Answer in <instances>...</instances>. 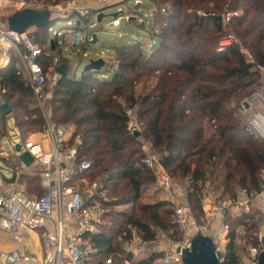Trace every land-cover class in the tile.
<instances>
[{
  "label": "trees",
  "instance_id": "trees-1",
  "mask_svg": "<svg viewBox=\"0 0 264 264\" xmlns=\"http://www.w3.org/2000/svg\"><path fill=\"white\" fill-rule=\"evenodd\" d=\"M36 1L49 5L61 0ZM147 1L152 7V31L148 32L150 39L159 36L157 46L146 54L138 42L118 45L112 71H104L102 66L77 76L70 68L56 80L47 101L50 119L72 128L70 143L77 139L79 157L92 163L83 176L90 184L99 182L108 198L99 230L84 234L97 249L96 264L109 255L113 264H150L153 255L133 261L118 247V239H130L132 229L145 241L155 238L151 226L168 238H180L170 202L141 201L155 177L142 164L145 152L140 138L161 152L162 165L172 180H180L182 201L198 219L203 216L201 199L206 184L216 201L225 196L236 199L239 189L257 191L264 184V140L246 134L234 106L238 98L251 96L264 86V0ZM226 13L230 16L223 25ZM72 17H78L75 26L80 28L83 16L73 13ZM47 33L43 27L28 35L43 48ZM230 36L236 43L219 51V42ZM46 49L52 51L49 46ZM18 64L17 56L10 53L8 65L0 69V86L7 90L6 107L24 141L28 134L42 131L44 120L27 81L17 74ZM149 79L155 81L143 92L138 84ZM131 120L140 124L138 137L128 128ZM3 134L0 132V142ZM0 159L10 170L19 165L10 158ZM19 180L29 193L39 195L38 175L23 172ZM122 205L128 207L114 209ZM253 216L225 214V264L239 260L242 229L248 245L258 244V224Z\"/></svg>",
  "mask_w": 264,
  "mask_h": 264
},
{
  "label": "built area",
  "instance_id": "built-area-1",
  "mask_svg": "<svg viewBox=\"0 0 264 264\" xmlns=\"http://www.w3.org/2000/svg\"><path fill=\"white\" fill-rule=\"evenodd\" d=\"M3 1L4 7L16 10L31 6L27 0ZM93 1L104 6L122 2V0ZM135 2L136 5L141 6L140 0ZM74 10L64 15L62 19L69 20L70 15L76 12V9ZM161 11L164 12V9ZM229 16V13L222 15V22L227 23ZM145 17H137V20L145 19ZM123 19L129 21L130 15H126L123 10L119 9L117 17L109 21L105 27H118L120 20ZM68 24V28L59 29L54 33V49L49 52L46 49L49 46L48 42L47 46L42 48L32 41L28 35L29 32L19 34L9 29L6 21L0 19V69L8 65L10 53L17 56L21 64L18 66L17 74L27 79L35 106L44 120L42 131L21 141L13 122L12 111L5 107L7 90L0 86V132L4 133L0 142V157L9 158L3 146V143H9L12 151L9 152H16L15 147L20 144V152H26L32 158L27 166L21 161L17 169L9 171L8 177L0 173V230L13 234L16 242L23 241L20 232L23 227L40 231L42 264H95L91 258L97 249L89 237L84 234L94 233L97 226L102 223L107 210L105 203L108 198L101 190V184L92 183L86 191L79 189L80 184L76 185V179L85 175L91 169L92 163L86 158L79 157L77 139L70 143L72 128L56 125L45 112L48 97L47 82L49 79L57 80L60 77L58 68L64 63L61 52L71 49L80 54L81 59L90 55L87 46L93 43L92 36L95 31L71 26V21ZM89 27L92 29L96 27V22L92 21ZM51 29L52 26L49 24L47 32L53 33ZM232 43H236V38L230 36L220 41L217 49L224 50ZM43 56L49 62L50 72L41 65ZM261 72L264 76V70ZM255 99L253 95L241 98L236 111L243 121L246 134L253 139L264 140V114L252 110ZM126 113L129 115L131 111L127 110ZM2 121L5 125H2ZM128 128L131 132L137 131L132 121L129 122ZM142 164L153 173L155 190L164 193L166 195L164 200L173 205L174 221L178 226L180 238H168L157 227L151 226L150 230L155 234L153 240L145 241L133 231L129 243L123 247V252L133 256L138 255L141 249L137 244H144L150 256H154L150 264H183L184 253L190 248L192 238L199 233L210 236L208 233L212 230V224L217 221V227L212 232L211 238L215 251L221 254L220 264H225L228 234V225L224 220L225 214L227 212L231 214L248 213L259 218L262 228L257 245H243L244 251L248 254V264L256 262L258 255L264 250L260 241L261 236L264 235V184L257 191L248 192L241 188L237 192L241 195L240 198L231 199L225 196L219 203H215V195L208 192V186L205 185L201 199L204 216L198 220L189 204L182 200L178 201L174 197L173 181L161 163V156L146 153ZM23 172L39 176L41 190L39 195L36 192L35 194L29 193L25 184L20 182L19 176ZM50 224L54 229L49 228ZM74 224L78 225L77 230L72 229ZM0 260L5 264H25L37 261L35 256L21 250L9 253L0 252ZM102 264H113L112 257L108 256ZM228 264L243 263L238 261Z\"/></svg>",
  "mask_w": 264,
  "mask_h": 264
},
{
  "label": "rangeland",
  "instance_id": "rangeland-1",
  "mask_svg": "<svg viewBox=\"0 0 264 264\" xmlns=\"http://www.w3.org/2000/svg\"><path fill=\"white\" fill-rule=\"evenodd\" d=\"M136 0H122L121 3L113 5V6H107L104 7V5L101 4H97L96 2L93 3L92 0H61L60 2L57 3V9H61V12L57 15L59 18H56L57 20L52 21L51 22V26L52 29L51 31H53V33H50L48 36V40L46 41V43L54 38V33L56 31H58L59 29H64V28H68L69 24L68 22L71 21V26H74L77 23V18L78 17H72L69 20L67 19H62L64 17V15H67L68 13H71L73 11H75L74 9H76V12H79L80 14H82L83 16V20L80 23V29L82 30H87V31H95L96 34V38H97V42H95L94 44H90L87 46V49L90 51V55L86 58H82L80 54L76 53L75 51L69 49V50H63L62 51V56H64L65 58H62V62L66 61V57H68V59H70V67L68 64L67 65V71L68 69H70V73L75 71L76 75L79 76L81 74V72L84 70L85 66L87 65L89 59H96V58H101L104 62L103 64V70L105 71L106 68H108V71H112L116 68L115 66V47H117L118 45L121 44H125V43H129V44H133L135 42L139 43V47L141 48V50L146 53L149 54L159 43V36H155L153 39H150L151 34L148 32L151 27H152V23H151V17H152V7L150 5V3L147 0H140L141 2H143V6H139V4L136 5ZM39 5H43L41 2H38ZM54 5V4H53ZM1 8H4V5L1 3L0 4ZM42 8V7H41ZM120 10H123L124 13H126V15H130V19L132 20V22L129 21H125L120 20V25L118 27H113V26H108L105 27L106 24L111 21L114 17H112L113 14H116L119 12ZM140 11L139 13H135L136 11ZM135 11V12H134ZM13 12V8H8V9H4L3 11H1L0 13V19L1 20H5L6 17L11 14ZM75 12V14H76ZM56 13V11H55ZM103 15L102 19L100 21H98L97 17L99 15ZM146 16V19H142V20H137V17L140 16ZM117 17V16H116ZM115 17V18H116ZM94 21L96 22V27H94L93 29L89 27V24ZM137 21V22H134ZM143 24V25H142ZM226 23H223V25H225ZM156 29L159 31V26H156ZM152 31V29H151ZM43 36H46L45 33L42 34ZM228 45V44H225ZM46 46V44H45ZM44 46V48H45ZM67 63V61L65 62ZM21 64H18V66ZM41 65L44 69L47 68L46 71L50 72L49 70V62L48 60L43 56L41 58ZM46 67V68H45ZM49 76V75H48ZM51 76V74H50ZM49 76V77H50ZM27 81V79H25ZM155 81V79H149L147 80V82L144 83H139L138 85H141V88L143 89V92L147 91L153 84V82ZM56 80H52L49 79L47 82V91H48V97H47V101L50 98V93L52 88L55 85ZM136 85V86H138ZM261 91L264 92V86H262ZM240 98L237 99V101L234 103L235 106V110L238 106V102H239ZM47 101L45 103V112L48 114L49 117H51V113L49 111V107L47 105ZM32 102V101H30ZM6 107V106H5ZM255 102H253V108L252 110H255ZM134 118V117H133ZM132 122L134 121L131 120ZM135 123V122H134ZM136 128L137 131L140 130V124H136ZM37 133V132H35ZM35 133H31L28 134L27 136H25L26 138L31 137L33 134ZM12 137V136H11ZM140 145L142 146L143 151L146 153H155V154H159L158 151L153 150L149 143L144 140L143 138H140ZM3 146L5 147L4 149L8 152L10 161L12 162H17L18 164L21 163L20 160V154H18L17 152L11 153L12 151L10 150V145L9 143H3ZM11 151V152H9ZM9 171L10 168L6 167L5 165H3L1 159H0V173L2 175H5V177L9 176ZM262 176H264V172H262L261 174ZM76 185L80 184L79 189H81L82 191H86L90 188V179L88 177H80L76 179ZM173 181V187L174 189L178 190V192L182 193V195H184V187L182 186V183L180 182V180L176 179V180H172ZM264 181V180H262ZM155 183V182H154ZM152 183L150 185H148L149 187L144 189V196L143 198H141L142 202H151V200H159V199H164L165 198V194L164 193H160L158 191L155 190V184ZM98 184H100L98 182ZM208 186V184H206ZM208 192H211V190L209 189V186L207 187ZM177 200L181 201L183 200L182 197H180V194H178L177 196ZM122 208H127V206L122 205V206H116L114 207L115 210H120ZM239 214V213H237ZM204 216V214H203ZM202 216V217H203ZM196 217V216H195ZM254 220L257 222L258 224V230H259V234L262 233L261 230V223L259 218H256L255 216ZM197 218V217H196ZM198 219V218H197ZM202 218L198 219L201 220ZM217 227V221H214V223L212 224V230L208 233L210 235V237H212V232L216 229ZM242 229V227H239ZM243 231V232H242ZM242 231H240L241 236H240V240H239V245L240 247V252L243 250V245L244 244H248V239L247 236L245 234V231L242 229ZM120 242V241H118ZM122 243L119 245L121 246ZM123 246V245H122Z\"/></svg>",
  "mask_w": 264,
  "mask_h": 264
},
{
  "label": "water",
  "instance_id": "water-1",
  "mask_svg": "<svg viewBox=\"0 0 264 264\" xmlns=\"http://www.w3.org/2000/svg\"><path fill=\"white\" fill-rule=\"evenodd\" d=\"M113 6V5H109ZM107 7V6H104ZM116 14H113L112 17H116ZM98 21L102 19L100 15L97 17ZM51 13L47 9L43 8H34L31 6H26L20 10H16L11 15L6 18L7 27L11 30L16 31L19 34L27 33L30 29H37L47 27L51 21ZM78 24V22H77ZM93 43L96 42V34H93ZM49 47L51 50L54 49V40L49 41ZM104 62L101 58L97 60H91L84 68V70H94L100 69L103 66ZM67 71L66 63H63L58 68V73L60 75L65 74ZM134 136L138 137L139 132L135 131ZM17 153L20 152V144H17L15 147ZM20 160L27 166L31 162V156L23 152L20 154ZM262 248H264V235L260 238ZM221 254L215 251V246L213 240L210 236L204 234H196L191 241L190 248L185 251L182 263L183 264H220L219 258ZM253 264H264V250L258 255L257 260Z\"/></svg>",
  "mask_w": 264,
  "mask_h": 264
},
{
  "label": "crops",
  "instance_id": "crops-1",
  "mask_svg": "<svg viewBox=\"0 0 264 264\" xmlns=\"http://www.w3.org/2000/svg\"><path fill=\"white\" fill-rule=\"evenodd\" d=\"M27 1H28V3L31 4V7H34V8H37V9H39L41 7L43 9H47V10L50 9V11H51V18H52L50 22L57 20L56 18H59L57 15H59L58 12L60 13L61 12V9L56 10L58 8L56 6L57 4H54V5L53 4H49V5H41L40 6L39 3L36 0H27ZM1 3L4 4V1L3 0H0V4ZM93 3H94V1H93ZM4 9H8V8H6V7L1 8L0 7V13ZM15 11H16V9L14 8L13 9V12H15ZM55 11H56V13H55ZM5 20H3V21H5ZM32 30H34V29H30L28 32L30 33ZM50 33H47V35L49 36ZM96 42H97V40H96ZM91 44H94V43H91ZM61 56H62V52H61ZM62 58H65V57L62 56ZM65 60L67 61L66 64H68L70 66V61L71 60L68 59V57H66ZM66 61H64V63ZM252 95L256 97V99L254 100V102H255V107H254L255 108V111H258L259 113L264 114V92H262L261 89H258ZM159 154H160V156L162 155L161 152H159ZM21 183L25 184L24 182H21ZM25 187H26V185H25ZM26 189H27V187H26ZM172 192H173L175 198H177L178 194H180V197H182L181 191L179 193L178 190L174 189V187L172 188ZM31 193L32 194H35V192H31ZM237 197L240 198L241 195L240 194H237L236 195V198ZM219 201H216L215 200V203H219ZM125 206H127V205H125ZM122 209H124V208H122ZM98 226H97V230H99V227ZM49 228L50 229H54V227H53L52 224L49 225ZM72 229L73 230H77L78 229V225L77 224H74L72 226ZM133 231L135 232L134 229L131 230V232H133ZM20 232H21L23 241L22 242H16L13 239V234L8 233V232H4V231L0 230V252L9 253V252H12L14 250H21V251H24V252H26L28 254H31V255L35 256V258L37 259V261L34 262V263H25V264H42L41 263V260H42L43 254H42V246H41V239H40V231H38V230H31V229H28L26 227H23V228L20 229ZM129 240L130 239H127V240H125V239H118V241H120L117 244L118 247L123 251V247H125V245H127L129 243ZM121 243H122L123 246L122 245L119 246ZM137 246L141 249V253H139L138 255H134V256L132 254H130L132 256V258H133L132 259L133 261L144 260V259H146V258H148L150 256L149 251H148V248H146V246L144 244H137ZM96 256H97V253H95L92 256V258H91V261L94 262V263L98 260V258L96 259ZM109 256H111V255H109ZM65 258H67L66 255H65ZM238 261L242 262L243 264H248L249 263L248 262L249 261L248 254H247L246 251H244V248H243V251L240 254V257H239V260ZM102 263H103V261H102ZM0 264H5V263H3L0 260Z\"/></svg>",
  "mask_w": 264,
  "mask_h": 264
}]
</instances>
